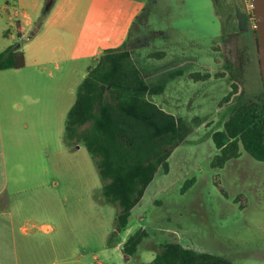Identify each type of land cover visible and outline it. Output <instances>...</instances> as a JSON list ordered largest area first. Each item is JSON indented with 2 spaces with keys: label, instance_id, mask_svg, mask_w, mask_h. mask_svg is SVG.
Masks as SVG:
<instances>
[{
  "label": "rangeland",
  "instance_id": "rangeland-1",
  "mask_svg": "<svg viewBox=\"0 0 264 264\" xmlns=\"http://www.w3.org/2000/svg\"><path fill=\"white\" fill-rule=\"evenodd\" d=\"M45 2L0 0V51L12 44L21 46L45 22L62 17L67 9L89 6V10L85 11V7L73 15L72 26L78 24L75 56L59 62L55 78L66 84L74 82L75 90L97 51L126 47L140 67L158 66L160 74L149 82H162L163 91L149 99L181 117L188 130L167 159L168 171L155 172L132 208L125 228L106 245L116 207L101 196L92 157L83 145L75 152L66 150L61 123L38 127L45 153L60 149L55 163L61 168V177L70 179L72 168L76 169L77 178L85 173L86 203L79 205L75 199L84 192L78 184L70 183L68 188L62 181L59 193L65 196V205L60 213L86 215L84 248L90 252L92 264H149L156 246L162 242H178L195 251L220 255L234 264H264V162L240 150L239 156L223 167L209 166L215 153L211 133L222 127L238 102L261 95L255 38L250 31L254 27L250 0H98L95 7L90 5L91 0H53L42 17ZM133 12L136 16L128 19L125 34L120 36L118 45L112 46L119 25ZM236 12L246 16L245 27H238ZM16 20L21 26L19 38L13 25ZM68 67L71 71L67 76ZM24 69L19 73H23L26 86L52 85L50 79ZM177 69L181 74L169 78L168 73ZM189 73L208 76L190 78ZM230 91L228 100L222 102ZM51 160L45 155L49 174ZM190 178L191 184L181 192ZM72 198L76 200L74 204L69 202ZM34 214L46 218L54 215V209L48 207ZM140 227L147 236L125 259L119 249H114L115 241ZM91 255L95 257L92 259Z\"/></svg>",
  "mask_w": 264,
  "mask_h": 264
},
{
  "label": "trees",
  "instance_id": "trees-1",
  "mask_svg": "<svg viewBox=\"0 0 264 264\" xmlns=\"http://www.w3.org/2000/svg\"><path fill=\"white\" fill-rule=\"evenodd\" d=\"M52 2L46 0L42 17ZM14 26L18 38L17 21ZM252 31L254 34V29ZM23 64V53L17 44L0 51V70L19 69ZM180 74L181 70L177 69L168 73V77L172 79ZM188 75L206 78L208 73ZM259 81L261 95L238 102L222 127L211 133L215 149L209 161L211 168H221L227 161L236 159L240 150L264 162V93L260 75ZM232 86L234 90L235 85ZM163 87L162 82L152 83L145 78L128 48H106L87 67L65 113L63 141L66 145H83L93 159L104 202L116 207L109 242L114 234L125 228L132 208L155 172L158 169L163 173L168 171L170 153L187 135V126L181 117L149 99L161 93ZM230 93L221 101H227ZM192 180L184 182L181 192ZM146 236L144 228H137L120 243V251L133 255ZM156 247L149 264H234L220 255L195 251L178 242H162Z\"/></svg>",
  "mask_w": 264,
  "mask_h": 264
},
{
  "label": "crops",
  "instance_id": "crops-1",
  "mask_svg": "<svg viewBox=\"0 0 264 264\" xmlns=\"http://www.w3.org/2000/svg\"><path fill=\"white\" fill-rule=\"evenodd\" d=\"M97 1L91 0L90 5L95 7ZM135 4L140 10L139 3L136 1ZM85 7V11L90 9L89 6L69 8L62 17L44 21L45 24L27 42L18 46L23 53V66L0 70V264H92L88 256L90 252L84 248L86 215L72 217L60 213L65 205V196L61 197L59 193L62 181L68 188L70 183L78 184L84 192L75 199L79 205L86 203L83 201L86 197L85 173L77 178L76 169L72 168L70 179L61 177V168L55 163V159L60 158V149L45 153L38 133V127L44 125L61 123L63 126L65 113L74 100V82L66 84L54 75H58L55 72L59 70L60 61L75 56L78 24L73 27L72 18ZM135 16L134 12L127 14L117 29V35L112 38V46L118 45L120 36L123 37L127 30L128 19ZM16 21L20 37L21 26ZM141 68L147 80L160 74L155 64L141 65ZM23 69L34 70L50 79L52 85L26 86L23 73H19ZM70 71L68 67L67 76ZM66 146V150L72 152L79 148V145ZM45 155L52 158L50 174L45 168ZM63 174L66 175V171ZM90 195L89 192L88 198ZM75 199L69 202L74 204ZM48 207L54 209V215L39 218L34 214ZM79 238L83 240H77ZM123 240L115 241L114 249H119L127 259L128 255L120 251ZM113 241L106 240L105 244ZM77 244L83 245L82 248ZM94 257L91 255L92 259Z\"/></svg>",
  "mask_w": 264,
  "mask_h": 264
},
{
  "label": "water",
  "instance_id": "water-1",
  "mask_svg": "<svg viewBox=\"0 0 264 264\" xmlns=\"http://www.w3.org/2000/svg\"><path fill=\"white\" fill-rule=\"evenodd\" d=\"M254 23L258 70L264 93V0H250Z\"/></svg>",
  "mask_w": 264,
  "mask_h": 264
},
{
  "label": "flooded vegetation",
  "instance_id": "flooded-vegetation-1",
  "mask_svg": "<svg viewBox=\"0 0 264 264\" xmlns=\"http://www.w3.org/2000/svg\"><path fill=\"white\" fill-rule=\"evenodd\" d=\"M235 19L237 20V23H238V27H245V20H246V16L243 14V12H236L235 13ZM247 28V27H246ZM254 28H251L250 31L253 33V30ZM254 38H255V34H253Z\"/></svg>",
  "mask_w": 264,
  "mask_h": 264
}]
</instances>
